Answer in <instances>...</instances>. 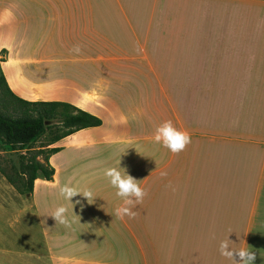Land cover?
<instances>
[{"label":"crops","instance_id":"obj_1","mask_svg":"<svg viewBox=\"0 0 264 264\" xmlns=\"http://www.w3.org/2000/svg\"><path fill=\"white\" fill-rule=\"evenodd\" d=\"M13 23L16 35L0 38L9 90L100 120L48 145L53 173L29 193L59 242L57 207L86 226L70 244L78 251L43 247L23 263L233 264L219 250L228 237L264 264V0H0V28ZM167 120L191 136L178 154L151 139ZM93 128L128 133L93 138ZM119 162L147 193L134 219L115 216L123 201L104 173ZM66 183L93 201L65 200Z\"/></svg>","mask_w":264,"mask_h":264},{"label":"trees","instance_id":"obj_2","mask_svg":"<svg viewBox=\"0 0 264 264\" xmlns=\"http://www.w3.org/2000/svg\"><path fill=\"white\" fill-rule=\"evenodd\" d=\"M98 124L99 118L70 104L17 97L0 75V147L17 153L15 163L0 165V174L18 193H30L36 177L48 180L53 173L47 158L57 147L48 145ZM41 138L45 143L35 146Z\"/></svg>","mask_w":264,"mask_h":264},{"label":"rangeland","instance_id":"obj_3","mask_svg":"<svg viewBox=\"0 0 264 264\" xmlns=\"http://www.w3.org/2000/svg\"><path fill=\"white\" fill-rule=\"evenodd\" d=\"M181 26V25H178ZM16 24H5L0 28V38H3V41H9L16 35ZM173 42H170L172 45L184 43L179 39L180 35L178 34H169ZM167 53V52H164ZM15 84V83H14ZM17 84V83H16ZM20 83H18L19 85ZM104 114L102 118H110L113 122L115 120V115L113 111L104 107ZM105 122L104 127H107ZM117 127V126H116ZM119 128V127H118ZM102 129V128H93L91 131L93 138L99 137H120L128 133L127 128L121 129ZM45 143L44 138L39 139L34 145H42ZM17 159L16 152L4 151L0 147V165H6L10 162L15 163ZM86 163V162H85ZM81 163V164H85ZM125 162L120 163L121 168ZM106 168H110L107 166ZM78 181V180H77ZM76 182V181H75ZM36 186V185H35ZM54 200V199H53ZM58 200V197H56ZM42 199L38 195H29V193H18L11 185H9L2 174H0V264H27L23 263L26 261H33L32 258H29L26 252H37L39 248L51 249L55 252V248L58 245L67 246L68 250H65L66 254H71L77 252L70 247L72 239H79L82 233L84 234L86 226L74 227H65L64 225H59L58 231L59 235L64 237V241L59 242L57 237L52 235L55 234V226L48 223L49 220L41 218L42 225L45 232L47 233V240L44 237V230L40 225V216L43 217L41 209ZM32 205L29 207V205ZM54 205V202H52ZM37 219V220H36ZM38 223V224H37ZM155 228V232L152 236L153 241L156 243V247H161L164 245L160 235L163 232H158V230H165V227H152ZM151 227H145V230L150 231ZM48 242V244H47ZM26 253V254H23ZM164 261H167L165 259ZM55 264V262H54Z\"/></svg>","mask_w":264,"mask_h":264},{"label":"clouds","instance_id":"obj_4","mask_svg":"<svg viewBox=\"0 0 264 264\" xmlns=\"http://www.w3.org/2000/svg\"><path fill=\"white\" fill-rule=\"evenodd\" d=\"M76 51H79V49L77 48ZM151 139L154 143L162 144L163 147L170 150L173 154L182 152L187 145L191 143L190 134L187 131L177 129L171 120H167L156 127ZM121 169L123 168L120 167L119 162L118 166L107 168L104 174L109 178L111 186L117 189L116 195L123 201L120 206L116 207L115 216L121 220H123L125 216L134 219L137 213L133 211V209L137 204L143 202L147 193L140 186L138 180L127 174L125 169H123L124 172L122 173ZM161 175H166V173H161ZM59 191L60 195L69 202L78 195L85 198L88 203L94 199V192L91 189H77L71 186L70 183H66L60 187ZM76 203L79 204L80 201L77 200ZM67 213L68 209L61 205L56 208L51 217L59 224L65 227H71ZM231 243H233V241L228 237L221 241L219 250L222 256L232 260L233 264H254L256 260L255 253L250 252L246 248H240L238 250L233 249L230 247Z\"/></svg>","mask_w":264,"mask_h":264}]
</instances>
